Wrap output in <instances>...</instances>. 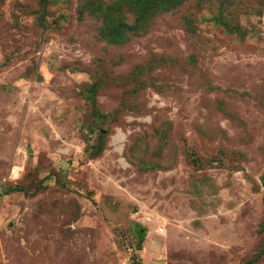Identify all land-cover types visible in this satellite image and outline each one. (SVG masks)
Segmentation results:
<instances>
[{
    "label": "rangeland",
    "instance_id": "1",
    "mask_svg": "<svg viewBox=\"0 0 264 264\" xmlns=\"http://www.w3.org/2000/svg\"><path fill=\"white\" fill-rule=\"evenodd\" d=\"M135 1L0 0V264H264V0Z\"/></svg>",
    "mask_w": 264,
    "mask_h": 264
},
{
    "label": "trees",
    "instance_id": "2",
    "mask_svg": "<svg viewBox=\"0 0 264 264\" xmlns=\"http://www.w3.org/2000/svg\"><path fill=\"white\" fill-rule=\"evenodd\" d=\"M127 1L128 0H122V2L124 3H126ZM142 2H146L148 6H150V13H144V4H142ZM183 3L184 0H141L138 2L135 1L132 4L136 6L137 13L135 14V19L133 21L131 29L138 34V32H141L144 29L148 28L152 20L157 15L175 10L182 6ZM221 11H223V9H221ZM215 22L218 26L222 27L227 33H232L233 28L230 27V25H228L222 17L215 18ZM123 26L127 28V25Z\"/></svg>",
    "mask_w": 264,
    "mask_h": 264
}]
</instances>
